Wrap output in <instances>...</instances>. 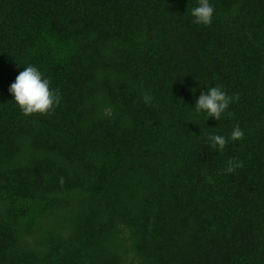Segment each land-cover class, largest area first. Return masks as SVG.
<instances>
[{
	"label": "trees",
	"instance_id": "16d2710c",
	"mask_svg": "<svg viewBox=\"0 0 264 264\" xmlns=\"http://www.w3.org/2000/svg\"><path fill=\"white\" fill-rule=\"evenodd\" d=\"M211 2L0 0V264H264V0ZM28 64L50 114L8 92Z\"/></svg>",
	"mask_w": 264,
	"mask_h": 264
},
{
	"label": "clouds",
	"instance_id": "9594fccd",
	"mask_svg": "<svg viewBox=\"0 0 264 264\" xmlns=\"http://www.w3.org/2000/svg\"><path fill=\"white\" fill-rule=\"evenodd\" d=\"M214 14L215 8L211 0H197L190 11L192 23L205 27L212 24ZM22 69L8 88V92L13 97L12 101L24 115L50 114L60 102V96L51 87L50 79L34 65L28 64ZM238 98V95L228 94L221 85L210 86L200 92L191 109L195 114L205 116V122L209 118L220 121L227 114L230 105ZM150 99L149 95H144L146 102ZM243 136L244 131L239 126H235L227 137L220 134H208L205 143L216 152H222L229 142L241 140ZM241 166L239 162L230 163L225 171L231 173Z\"/></svg>",
	"mask_w": 264,
	"mask_h": 264
}]
</instances>
